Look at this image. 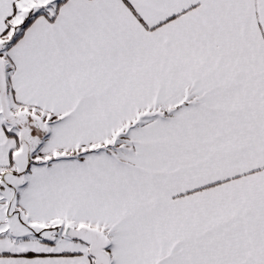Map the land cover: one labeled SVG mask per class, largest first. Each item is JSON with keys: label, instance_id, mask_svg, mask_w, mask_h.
Here are the masks:
<instances>
[{"label": "snow or ice", "instance_id": "1", "mask_svg": "<svg viewBox=\"0 0 264 264\" xmlns=\"http://www.w3.org/2000/svg\"><path fill=\"white\" fill-rule=\"evenodd\" d=\"M0 264H264V0H0Z\"/></svg>", "mask_w": 264, "mask_h": 264}]
</instances>
